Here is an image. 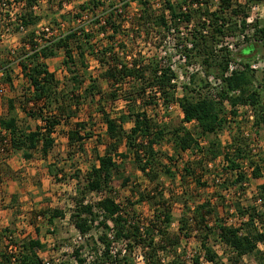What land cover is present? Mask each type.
I'll list each match as a JSON object with an SVG mask.
<instances>
[{"label": "trees", "instance_id": "1", "mask_svg": "<svg viewBox=\"0 0 264 264\" xmlns=\"http://www.w3.org/2000/svg\"><path fill=\"white\" fill-rule=\"evenodd\" d=\"M17 1L20 2L23 12L16 16L12 28L19 32V25H22L24 32L20 40L23 48L20 51H11L0 46V68L3 71L0 84L12 88L13 70L15 66H19L26 84L19 102L27 104L30 101L32 104L29 109L23 108L26 117L19 123L13 105L14 99L8 100V113L0 118V127L6 131L4 135H0V149H3L5 156L11 151L19 150L24 158H30L37 152L45 158L55 144V132L58 133L62 125L65 129L61 133L67 137L66 158L73 159L75 155L86 152L85 142L94 136L93 124L92 129H88L89 123L82 119L73 121L76 107L72 110L67 99L85 84V77L90 83L83 89L84 97L86 94H102L95 83L98 76L88 72V56L96 59L101 68L98 75L107 81L106 97L110 101L121 98L125 104V109L114 116L100 103L96 105L105 125V148L102 153L93 150L97 162L91 163L84 174L76 168L71 176L76 179L77 184L76 195L72 198L70 221L82 236L87 235L93 227L99 231L97 238L91 239L92 254H84L83 246L73 249L75 263L134 264L133 251L140 247L144 264H161L158 251L174 245L177 239V236L172 238L168 232L173 217L168 198L163 194L164 190L158 188L163 183L158 185L155 182L158 181L160 173H163L174 180L179 175L177 201L184 206V213L178 220L179 230L184 235H188L191 230L195 231L200 242V255H194V264H199L200 256L210 263L215 261L216 252L209 244L212 234L234 253L235 262L244 255L256 254L262 258L258 264H264V256L258 249V244L264 243V183L258 186L260 200H252H259L260 204H245L242 196H239L245 195V184L249 178H264L258 162H263L264 158H257L255 162L250 156L249 136L244 135L239 120H236L248 115L245 109L238 112V107L249 105L253 116L251 127L256 132L260 131V136L264 139V97L254 85L255 71L251 62L256 54L257 44L246 38V45L236 52L242 69H235L226 76L231 53L224 46L221 49L216 46L226 37H237L242 33L247 37L245 32L249 26L253 27L254 40L256 37L264 38V22H247L248 5L264 0H245L244 4L238 0H217L218 8L212 11H209L212 0H183L188 2L183 9L176 7L171 0H163L161 8H153L148 0H136L139 10L128 22L132 28L143 33L144 40L148 41L154 27L168 28V23L177 33H181V27L187 30V37H183V42L173 44V53L168 62L158 56L157 50L151 51L147 57H141L138 52V56L132 54L127 58V44L121 38L122 35H128L124 28L127 19L123 14L129 0H123V4L107 6L100 0L83 2L79 9L81 12L89 11L93 14L91 23L96 25V29L92 26L72 28L42 43L35 40V25L40 16L32 12V7L37 6L39 0ZM99 7L102 10L97 13ZM5 19L9 21L4 14L1 20ZM206 27L207 32L204 31ZM95 32L105 35L104 40H93ZM262 45L264 47V43ZM58 51H62V65L69 73V92L59 86L60 81L48 70L45 63V59L56 56ZM176 54H182L187 63L199 62L207 72L216 73L215 76L222 79L219 89L210 93L205 90L209 89L208 82L200 79L196 86H184L183 95L176 96V84L173 82L176 74L170 62L171 57ZM260 72V80L264 81V60ZM201 89L203 92H200ZM101 99L103 98L100 96L98 101ZM225 103L229 106L228 111ZM175 104L181 111V124L169 129L167 124L156 120L155 116L161 109L168 113L169 107ZM27 117L41 123L31 128L25 124ZM230 122L238 126L231 140L224 145L219 134ZM126 123H131V126L125 128ZM191 123L193 128H188L186 125ZM166 136H169L175 153L191 152V156L180 167L176 164L179 160L160 148ZM96 141L101 143L102 140L97 138ZM121 145L133 154L135 168L150 183H155L149 190H141L138 186L131 188V192L136 190L139 193L135 203L147 201L150 204L152 217L147 220L131 218L127 209L111 194L113 175L120 173L121 161L118 159L127 157L126 151H119ZM163 158L171 163L175 162L172 165L174 168L170 164H163ZM48 167L49 174L56 182L65 180L61 175L63 169L58 168L56 162L50 163ZM130 182V177L124 176L121 185L125 186ZM188 183L192 186L184 187ZM209 188L213 190L210 195L195 194L197 197L190 198L188 190L205 192ZM92 192L101 194V197L94 203L86 202V196ZM190 199L194 203L192 209L189 206ZM226 209L235 211L234 215L239 220L237 224L227 222ZM41 213L50 223L54 218H63L65 215L58 208L46 209ZM10 232L13 231L7 227L0 229V240L7 238ZM35 232L38 233L37 228ZM12 241L18 249L14 260L11 259V254L0 252V264H43L38 251L44 248V244L37 236Z\"/></svg>", "mask_w": 264, "mask_h": 264}, {"label": "rangeland", "instance_id": "2", "mask_svg": "<svg viewBox=\"0 0 264 264\" xmlns=\"http://www.w3.org/2000/svg\"><path fill=\"white\" fill-rule=\"evenodd\" d=\"M88 0H39L36 8L32 12L40 16L39 21L35 25L36 30H39L42 26H53L57 28L59 32L67 31L74 28H81L82 26H86L90 28L92 26L94 30L96 29L93 23H91V18L93 14L89 11L81 12L79 9V5L83 2H87ZM103 2L104 6L113 4H123L126 0H100ZM123 1V2H122ZM153 8H161L163 4V0H148ZM171 2L176 6L183 9L186 7L188 2H184L183 0H171ZM239 3L244 4L245 0H238ZM1 7L3 11H0V46L2 48L8 49H17L18 51L22 50V42L20 40L23 32H15L13 31L14 27V19L16 16L23 12V8L21 9L20 2L17 0H0ZM103 6V7H104ZM248 13H249V24L258 21L260 23L264 22V2L263 1H254L248 5ZM218 8L217 0H212L209 4V11L215 10ZM180 9V10H181ZM101 7L97 9V13L101 11ZM139 10V4L136 0H129V4L125 9L123 16L127 19V22H124V28L127 36H123V42L127 44V58L135 54L138 56V52L141 53V57H147L148 54L155 52L157 50V54L160 58H162L165 62H168V58L173 53L172 47L174 43L183 42V37H187V30L184 27H181L179 30L181 33H177L175 30H171L170 23H168V28H153L152 35L147 40H144L143 33H139L138 29L132 28L129 24L128 20L133 18L137 14ZM8 18L9 21L6 19L4 21L1 20L2 16ZM228 14V13H227ZM77 15H81L77 17ZM165 15L168 18V13L165 11ZM227 16V15H226ZM240 18V17H239ZM17 24V23H16ZM88 24V25H87ZM182 25V24H181ZM3 28V29H2ZM8 28L9 31H6ZM209 28V27H208ZM2 29V30H1ZM155 30V31H154ZM208 30L207 27L204 31ZM207 32V31H206ZM243 34V33H242ZM242 34H238L237 37H226L223 39L222 43L217 44V49L227 48L228 53L230 52V57L232 62L239 61L240 59L236 56V52L238 49L246 45V43L252 41L253 43L257 44V51L255 56L252 58V68L254 69V85L257 86L263 94L264 97V81L260 80L261 75V64L264 60V38L259 39L260 37H256L254 40L252 37L253 34V27H250L246 30L245 35L247 37H242ZM178 37V38H177ZM105 35H98L95 32V37L93 40L103 41ZM246 38L248 40H246ZM1 49V48H0ZM226 51V50H225ZM221 53H224L221 51ZM220 55V52H219ZM59 58L56 60H50L49 65L51 68H56L57 70V79L60 81L59 86L66 89V92H69L70 83L68 82L67 78L69 73L65 71L62 74L61 70L59 69L61 65H59L61 57H63V53H60ZM182 54H176L171 57V64L172 68L176 74L175 80V93L176 96H182L185 89L184 86L192 87L196 86L198 80H206L207 76L212 74L215 75L214 72H207L199 62H192L187 63L185 59H183ZM89 71L91 74L98 78L95 82L99 90L102 94L98 95L95 93V96L90 94H86L84 97L83 89L86 85L90 83V80L85 77L86 82L82 85L74 94L70 95L69 99H67V104H70L72 110L76 107V117L74 119L83 120L88 124V129H92L93 124V132L94 136L85 142V153H81L79 155H75L73 159L66 158V141L63 137V129H58V133L55 134L56 143L54 149L50 152V160L53 158L56 160V164L58 168H62L63 171L61 172L62 178L65 180L63 182H58V184L52 181L46 171H29L24 173L16 174L17 179L13 180L11 178L5 177L3 178V185H0V229L4 227L9 228L12 233H8L10 236L7 238H3L0 240V252H7L9 254L10 244H13L12 239L20 240L23 237H33L37 236L41 242L44 244V248L39 252V256L43 261L47 260L49 264H61V262L65 264H76L73 257L72 251L74 248L78 246H83L82 252L87 256L90 253V250L93 249V243L91 239H96L99 231L93 227L89 233L85 236H82L74 227L72 222L70 221L69 214L71 208L73 207V196L76 195L75 187H76V179H72L71 176L73 171L78 168L81 170L82 174L89 168L91 163L95 162L94 157V149L98 152L102 153L104 150V144L107 142V137L105 134V125L101 119V114L96 110V105L100 103L104 108L112 114V116L116 115L117 112L120 110L125 109V104L121 98L118 100L110 101L106 94L108 92L107 81L101 78L98 74L101 71L99 64L97 63L96 59L92 58L91 56L87 57ZM253 65H257V67H253ZM198 71H195V70ZM65 70V69H64ZM16 71V69H15ZM14 73V70H13ZM15 84L17 86H24V80L19 76L16 71ZM204 76H203V75ZM193 77V79H192ZM207 81V80H206ZM260 83V84H259ZM205 88V90L213 92L212 88L209 86ZM7 87L3 86V92L0 93V110L2 106L7 104V98L10 97L11 92L6 89ZM195 93V91H193ZM200 92H203L202 89ZM100 96L103 98L101 101H98ZM20 100V99H19ZM96 103V104H95ZM16 106L17 102H15ZM139 104V103H138ZM225 103V109L228 111L229 106ZM79 107V108H77ZM137 108V107H136ZM15 108L16 114L23 115V111L17 110ZM158 115L155 116L156 120H161L167 127L170 129L172 127L179 126L181 124V111L180 108L176 105L169 110L168 113L163 112L162 109L159 110L157 113ZM247 114V112H246ZM24 116V115H23ZM22 116V117H23ZM241 116V115H240ZM165 118V120H163ZM239 120V125L242 126V132H248L252 134V137L249 136V152L250 156L256 162L258 159L264 158V139L260 136V131L256 132L255 128L251 127V122L249 121L248 117L237 118ZM36 120H28L30 126L32 128L35 127ZM230 122L225 130L219 134V137L222 141V144H227L234 133L235 128L238 126L236 123ZM193 123L187 124L188 128L192 127ZM131 123H126L125 128H129ZM0 135H4V133H0ZM97 138H100L102 141L101 143L97 142ZM204 140V139H202ZM164 152L167 154L174 156V159L179 160L176 162L177 166L180 167V164L184 162L185 159L191 156V152H184V153H175L174 147L169 139V136H166L163 144L160 146ZM253 149V151H251ZM120 151H126V158L125 159H118L121 161L119 172L114 173L112 178V188L116 199L120 202V204L127 209V213L131 218H142V220H147L152 217V210L150 204L147 201L144 202H137L139 193L134 190L131 192V188L134 186H138L139 189H152L155 183H150L146 176H144L140 171L135 168V164L133 161V154L131 152H127L126 147L121 145ZM3 156L5 154L0 152ZM38 153V152H37ZM34 153L33 157H38V154ZM12 154V153H11ZM10 154V155H11ZM257 154V155H254ZM15 158L17 159L19 153L14 154ZM6 157V156H5ZM258 158V159H257ZM163 164L172 166L175 162H169L168 159L163 158ZM259 165L262 169V174H264V161H258ZM35 166V165H29ZM28 167V166H27ZM43 167V165H42ZM247 167V162H244V168ZM34 174V175H32ZM60 175V176H61ZM65 176V177H64ZM124 176H129L131 182L127 185L123 186L122 179ZM179 175H176V179H171L160 173V177L158 181L155 182L160 185L163 183V186L158 187L159 189L162 188L164 196L168 198V203L170 204L171 212H172V223L168 227V232L172 238L177 236L175 240L176 243L174 245H169L166 250H160L157 253L158 259H160L161 264H194L192 259L194 255H200L199 249V238L195 231H190L188 235H184L179 230V218L183 215L184 206L180 201H177V194L179 191ZM54 179V178H53ZM81 186L83 185L82 177L80 178ZM14 185H17V190L21 193L17 195L12 201L9 199V194L11 193V188ZM264 183V178L259 177L258 179L249 178V181L246 186L245 195L242 196L244 199L243 202L251 203L253 205L260 204V194L258 186ZM134 184V185H133ZM79 185V186H80ZM38 186V188L36 187ZM192 186L191 183L185 184L184 187ZM5 187V188H4ZM20 188V189H19ZM206 191H196V190H188L190 192V198L197 197L195 194L200 195H210L211 188L205 189ZM170 192L172 195H170ZM224 194V193H222ZM101 197L99 193H89L86 196V202L94 203ZM203 198V196H201ZM200 198V197H199ZM230 198V197H227ZM241 198V199H242ZM253 198H259L258 201L253 202ZM195 199V198H194ZM193 200V199H192ZM190 199L189 206L192 209L194 203ZM6 201V202H5ZM196 201V200H194ZM253 202V203H252ZM12 208V209H11ZM58 208L64 212V217H56L50 223L47 220L46 216H43L41 213L46 209ZM194 208V207H193ZM226 216L228 217L229 223L237 224L239 222L238 217L235 214L233 209H226L225 212ZM260 226V225H259ZM264 227V223L262 224ZM35 228L38 229V233L35 232ZM157 235V233H156ZM209 244L216 252L215 261L210 263L206 261L203 256L199 258V264H258L261 261V257L256 254H247L239 258L236 262L233 260L234 253L227 248L223 243H221L218 237L215 234H212L209 239ZM97 246L99 244L97 243ZM118 248V247H117ZM258 249L262 252L264 256V243L258 244ZM133 261L134 264H144V259L142 257V250L140 247H137L133 251ZM89 258V257H88Z\"/></svg>", "mask_w": 264, "mask_h": 264}, {"label": "crops", "instance_id": "3", "mask_svg": "<svg viewBox=\"0 0 264 264\" xmlns=\"http://www.w3.org/2000/svg\"><path fill=\"white\" fill-rule=\"evenodd\" d=\"M60 53H62V51H58L57 52V55L54 56V57L45 59V63L48 66V70L51 71V72H53L55 74V77L56 78H57V74L56 73H57V70H58V66L56 68H51L50 65H49V61L50 60H56L57 61V59L59 58L58 55ZM59 65H61V66H59L60 67L59 69L61 70L62 74L65 73L66 70H64L65 68L62 65V60H60ZM15 69H16L17 73L19 74V76H21V78H23L21 68L19 66H15L14 67V73L12 74V78H11L12 88H9L8 86H5V87H7L6 89L11 92V95H10L9 98H7V104L5 103V105H3L2 106V109L0 110V118H3L8 113V100L12 98V99H14V102H13L14 109L18 107L17 110H21L22 109V111H23V115H24V116L22 115L23 117L20 116V114H16V112H15L17 118L19 119L18 122L21 123L20 120H22V119H24L26 117L25 111H24L23 108L25 107L26 109H29L31 107V104L32 103L30 101L27 104L26 103L19 102V99H21V95L24 93V90H25V89H23V87L26 84H25L24 81H23L24 82V86L23 85L22 86H17L15 84V82H16L15 81V78H14L16 76ZM22 80H24V78ZM15 102H17V105L18 106H16ZM28 120H33V119L27 117V120H26V123L25 124H28L30 126ZM35 122L38 123V124L41 123L39 120H36ZM60 127H61V129H65V126H63V125L60 126ZM1 132L2 133H6V131L3 130L0 127V133ZM56 133L57 132H55V134ZM62 134H63V137L65 139H67L66 135L64 133H62ZM56 140L57 139L55 138V143H56ZM54 147H55V144H54V146H53L52 149H54ZM119 151H120V149H119ZM17 153H19V156L16 159L14 154H17ZM37 154H38V157H36V158L33 157L34 153L32 154V157H30V158H24L22 156V154H21V151H19V150L11 151L6 157L3 156L0 153V185H3V182L2 181H3V178H5V177L11 178L13 180H16L17 179L16 174H18V173L20 174V173H24V172H29V171H41V170H43V171H46L47 175L50 178H52V176L48 172V169H49L48 166L50 165V163H53V162L55 163L56 160H54L53 158L50 160V156H49L50 155V152H49V154L45 158H43L39 153H37ZM96 162L97 161L95 160V163ZM29 165H35V166H31L30 167ZM42 165H43V167H42ZM32 175H34V174H32ZM52 181L54 183L58 184V182H56L53 178H52ZM17 187L18 186L17 185H14V183H13V186L11 188L12 189L11 190V193L9 194V199H11L10 201H12V199H14L15 197H17V195L19 193H21V192L17 193L18 192ZM36 187L38 188V186H36Z\"/></svg>", "mask_w": 264, "mask_h": 264}, {"label": "built area", "instance_id": "4", "mask_svg": "<svg viewBox=\"0 0 264 264\" xmlns=\"http://www.w3.org/2000/svg\"><path fill=\"white\" fill-rule=\"evenodd\" d=\"M21 5H23L22 2H21ZM35 8H36V5H34L32 7L33 10ZM1 9H2V7H1V3H0V10ZM247 22H249L248 18H247ZM171 30L173 31L172 28H171ZM6 31H9L8 28H6ZM19 31L20 32H24V29H23L22 25H19ZM35 32H36V35H37V37L35 38V40H37L38 43L46 42L47 39H50V37H52V36H59V34L61 33V32H59L57 30V28H54L53 26H42L39 30H36ZM1 34H0V37H1ZM40 36H42V38H44V40ZM242 37L244 38L243 34H242ZM0 42H1V40H0ZM13 50L14 49H11V51H13ZM183 59H185V58L183 57ZM262 64H263V62H262ZM262 64H261L260 67H262ZM253 67H257V65H253ZM235 69H242V67L238 63V61H236V62H232L231 61L228 64L227 70L225 71V76L228 75V74H230ZM195 71H198V70L196 69ZM2 73H3L2 68H0V76L2 75ZM206 80L209 83V86L213 90L212 93H214L215 91H217L219 89V87L221 86V84H222V79L219 76H215V75H212V74L208 75L207 78H206ZM173 82H175V80H173ZM2 92H3V85L0 84V93H2ZM174 106H176V104L170 106L169 109L173 108ZM244 109L246 110V112L248 114L247 117H248L249 121L251 122L252 119H253V116H252V113H251V110H250L251 108H250L249 105H244V106H241L240 105L238 107V112H241ZM243 133L246 136H251L252 137V134H249L247 131L246 132H243ZM0 150L3 152V149H0ZM8 237L10 238V236H8ZM9 247H10L9 254H11L13 256L11 259L14 260V257L17 254L18 249L16 248V245H14V244H10ZM43 264H49V262L47 260H45V261H43Z\"/></svg>", "mask_w": 264, "mask_h": 264}]
</instances>
